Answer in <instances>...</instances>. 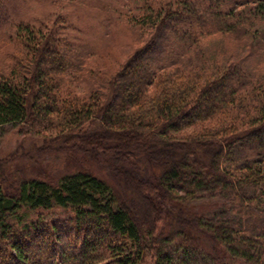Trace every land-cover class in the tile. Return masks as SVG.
I'll return each mask as SVG.
<instances>
[{"label":"trees","instance_id":"obj_1","mask_svg":"<svg viewBox=\"0 0 264 264\" xmlns=\"http://www.w3.org/2000/svg\"><path fill=\"white\" fill-rule=\"evenodd\" d=\"M9 1L0 130L15 124L34 151L106 158L113 182L85 169L8 175L1 160L0 264H264L262 56L219 60L200 47L227 32L257 37L264 0L161 3L151 35L111 75L71 26ZM23 149L11 160L33 152ZM132 168L142 176L127 177ZM200 198L214 201L207 216L189 213Z\"/></svg>","mask_w":264,"mask_h":264},{"label":"rangeland","instance_id":"obj_2","mask_svg":"<svg viewBox=\"0 0 264 264\" xmlns=\"http://www.w3.org/2000/svg\"><path fill=\"white\" fill-rule=\"evenodd\" d=\"M50 2L48 0L41 2L10 0L9 5L22 15L34 18L36 22L43 21L46 24H52L56 19H60L59 24L71 26L70 32L72 31L73 36L79 38L81 48L92 51L91 61L96 63L101 70L99 74L105 72L111 75L122 64L126 56L135 47L141 46L153 32L146 21L150 16L157 15L155 8L158 9L161 3L164 5L174 4L176 0H56L54 3ZM8 8L3 10L8 11ZM163 11L161 8L159 13ZM200 43L202 49L214 50L211 52L214 55L210 54L212 55L209 56L210 58L215 57L220 60L223 57L236 59L244 56L246 63L248 61L253 63L256 55H259L260 59L261 54V62L259 61L260 63L257 65L264 63V28L258 32V36L255 38H248L240 33L227 32L213 38L202 39ZM9 51L10 49H0L2 52L0 53V69L4 65H8ZM250 52L252 55L248 58ZM210 61L213 60L210 59ZM97 72L95 70L90 77L88 75V79L91 80L93 76L97 75ZM89 83L91 82L86 81V83H80L79 86H87ZM24 138L19 134L15 124H7L0 130V161L4 160L2 164L7 168L5 171L8 175L16 172L19 176L31 178L45 173L50 179H57L74 170L85 169L103 176L107 181L111 180L103 163L106 158L99 157L97 160H92L81 153L66 158V155L63 157V154H60L59 156L50 150L34 151L33 148H29L32 142L30 143ZM34 143L41 144L37 140ZM20 146L24 148L22 152L27 149L33 152H20L17 159L12 161V152L20 151ZM0 167H2L1 164ZM126 168L128 167L126 166ZM0 169L3 172L2 168ZM132 169L135 171V176L133 177V171H128L125 173L127 177L142 176L139 168L138 170ZM213 204L214 201L210 199H197L191 203L192 212L189 209V213H203L207 216L213 210L211 207ZM135 209L139 210L138 206Z\"/></svg>","mask_w":264,"mask_h":264}]
</instances>
